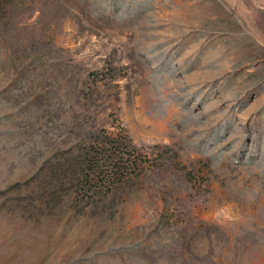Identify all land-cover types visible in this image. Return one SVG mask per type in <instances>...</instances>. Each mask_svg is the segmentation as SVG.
Wrapping results in <instances>:
<instances>
[{"label": "rangeland", "instance_id": "374dc122", "mask_svg": "<svg viewBox=\"0 0 264 264\" xmlns=\"http://www.w3.org/2000/svg\"><path fill=\"white\" fill-rule=\"evenodd\" d=\"M0 264H264V0H0Z\"/></svg>", "mask_w": 264, "mask_h": 264}]
</instances>
